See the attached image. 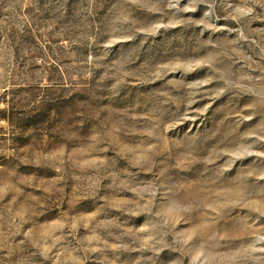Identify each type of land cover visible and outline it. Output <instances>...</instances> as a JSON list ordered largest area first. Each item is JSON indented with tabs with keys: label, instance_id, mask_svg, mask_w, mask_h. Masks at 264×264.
I'll list each match as a JSON object with an SVG mask.
<instances>
[{
	"label": "rangeland",
	"instance_id": "1",
	"mask_svg": "<svg viewBox=\"0 0 264 264\" xmlns=\"http://www.w3.org/2000/svg\"><path fill=\"white\" fill-rule=\"evenodd\" d=\"M0 264H264V0H0Z\"/></svg>",
	"mask_w": 264,
	"mask_h": 264
}]
</instances>
